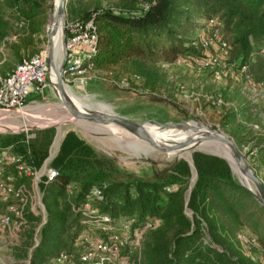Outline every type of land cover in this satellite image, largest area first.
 Wrapping results in <instances>:
<instances>
[{
	"label": "trees",
	"instance_id": "1",
	"mask_svg": "<svg viewBox=\"0 0 264 264\" xmlns=\"http://www.w3.org/2000/svg\"><path fill=\"white\" fill-rule=\"evenodd\" d=\"M0 4L10 9L9 18L16 27L5 45L17 63L35 53L33 35L42 31L47 6L41 0H0ZM113 6L102 9L98 3L83 0H68L66 5L69 22L92 19L96 29V50L90 58L93 69L117 67L140 74L142 85L155 82L157 71L147 65L203 57L197 37H187V33L205 29L206 21L213 19L209 33L217 30L219 38L226 41L228 58L236 60L230 64L233 71L247 65L252 78L261 82L252 71L255 62L264 60V0H155L148 6L139 0H116ZM8 30L0 15V42ZM238 87L239 83L237 91L230 94L240 96V116L246 121L257 118L256 103L242 97ZM220 95L227 101L224 91ZM210 106L225 107L219 125L236 145L252 143L254 137L245 139L244 134L254 130L236 121L231 106ZM52 135V128L41 129L27 139L24 133L6 135L0 138V146L10 145L22 156L18 162L38 168ZM257 135L259 141L251 144L248 153L262 158L264 134ZM257 159H252L255 166L260 163ZM191 161L192 167L182 158L176 160L159 178L123 180L111 177L106 160L67 130L50 161L56 171L54 178L39 183L45 221L38 227L28 264H57L59 253L77 251L75 243L84 226L70 203H81L95 186L101 188L102 199L93 206L100 211L118 220L134 218L136 225L150 222L142 237V264H264V205L234 179L225 160L194 151ZM14 164L5 165L4 174L11 171L15 176ZM16 181L27 183L28 178L21 176ZM69 183L75 190L70 198L65 193ZM9 203L10 199L0 200V213ZM244 229L253 239L248 243L260 251L254 260L239 247L238 234Z\"/></svg>",
	"mask_w": 264,
	"mask_h": 264
},
{
	"label": "rangeland",
	"instance_id": "2",
	"mask_svg": "<svg viewBox=\"0 0 264 264\" xmlns=\"http://www.w3.org/2000/svg\"><path fill=\"white\" fill-rule=\"evenodd\" d=\"M83 1H90V4L98 3L99 8L108 9L114 7L116 0ZM41 2L47 6V9L44 15L42 31L33 35V51L37 52L46 48L48 35L51 34L54 63L59 67L62 55V31L65 33L68 22L66 7L68 0H65L64 3V17L61 15L63 18L62 22L61 20L56 21L55 18L54 25L50 23L51 17L58 10L57 3L59 0H41ZM10 13L8 7L0 4V15L3 20L7 21L9 26L7 35L0 42V74L10 72L16 64L5 45L6 42L12 40V33L16 31L13 20L9 18L11 17ZM199 34H201L200 30L194 29L187 33V37H197ZM206 51L210 56L217 54L211 47H208ZM232 61L235 62L236 60L233 59ZM232 61H230L226 53L225 56H220V60L213 66L202 67L199 62L188 57L179 58L174 63H152L147 66L157 71L156 80L155 82L150 81L147 85L141 84L140 74H134L131 71L122 72L117 67L102 70L91 69L80 76H64L61 79L68 85V87H65L70 100L73 104L76 102L74 105L81 110L90 111L91 113L114 114L127 122H136L138 125H147L153 129L160 128L159 125L187 122L188 128H190L187 131L191 135L200 129L203 131L213 129L223 133L232 141L240 154L243 155L244 162L248 167L264 183V155L262 154L263 157L259 158L260 154L252 157L248 153V150L253 147H251V144L259 141L257 132L250 131L251 133L244 134L245 139L254 137L252 138V143L244 142L241 146L236 145L235 140L224 129L225 127L222 128L219 125V117L222 112L225 113V107L214 108L210 106L211 104H206L202 100L204 95H210L211 98H215L220 91L225 92L227 101L231 99L239 100L238 95L237 97H231L230 94L236 90L239 83L237 78L240 79L238 76L235 77L234 67L230 65ZM217 67L219 69L223 67V72L215 74L214 71ZM253 70L252 75L256 79H262L261 81L264 82V60L255 62ZM49 84L42 95L33 99L34 102L26 103L31 105L24 109V112L27 113L26 118L19 115V111H17V114H0V138L6 135L24 133L27 139L32 138L41 129L52 128L53 135L47 147V154L43 159L50 166V161L58 149L54 150L53 145L59 129H61L62 133L59 141H61L67 130H72L92 148L98 157L106 160L111 177L123 180L130 177L146 180L159 178L173 162L185 157L177 154L181 149L176 147L174 142L162 145L153 144L164 139L151 138L152 142H148L130 134L120 126H115L113 130L107 123L91 122L79 118L66 106L63 99L66 102L71 101L66 94H63L62 88L58 83L56 88L51 86V82ZM256 105V113L264 112L263 101L256 102ZM256 117L255 119L248 117L247 121H259L260 117ZM46 119L55 121L60 119V126L58 127L56 122L42 125L34 124ZM146 131L148 132V130ZM148 134L150 137L152 136L149 132ZM210 136L212 137L211 133H209ZM149 145L156 150L152 155L145 154L139 148V146ZM182 146L189 147L190 145L182 144ZM0 149H7L8 152L15 153L10 145L5 148L0 146ZM170 151L175 155L169 158L167 154ZM13 155L19 157V159L22 158L20 154L15 153ZM254 157H257L259 159L258 162H260L256 166L252 160ZM233 169L234 179L241 183L235 171V164ZM8 172L9 175L12 174L11 171ZM32 200H35V196L32 197ZM11 202L17 204L14 200H11ZM187 213L189 214V212ZM25 218V225L20 227L18 231L14 233L0 232V264H28L31 249L37 242L38 227L36 225L38 222L36 218H31L27 214H25ZM83 229L85 230L86 227H83ZM240 235V250L244 254L252 256L253 260L256 259L260 251L245 240L246 237H249L248 231L244 229Z\"/></svg>",
	"mask_w": 264,
	"mask_h": 264
},
{
	"label": "built area",
	"instance_id": "3",
	"mask_svg": "<svg viewBox=\"0 0 264 264\" xmlns=\"http://www.w3.org/2000/svg\"><path fill=\"white\" fill-rule=\"evenodd\" d=\"M213 19H208L205 29L200 30L197 42L202 47L203 57L192 59L200 63L202 67L216 65L220 56H225L228 45L218 36L217 30L209 33V26ZM191 44L194 41L190 42ZM211 47L217 52L214 56L206 51ZM96 50V29L92 19L68 21L63 41L64 65L60 72L64 76H80L93 69L90 58ZM264 51V50H262ZM178 61V59L176 60ZM46 48L40 49L34 54L22 57L5 74L0 75V114H17V111L30 107L26 103L34 102V98L42 95L46 88L49 71L46 69ZM223 72L222 68H216L215 74ZM239 77V94L250 102H264V82L255 81L247 65H242L235 73ZM127 82V81H126ZM30 97V98H28ZM204 102L216 106H231L236 121L250 127L252 130L264 134V112L259 114V121L244 120L237 109V104L232 101H224L220 93L211 100L210 95H204ZM19 157L12 155L7 149H0V200H14L17 204L9 203L5 212L0 213V232L14 233L26 223L25 214L29 213L39 218L36 227H40L45 221V211L41 202L39 190L40 182H47L54 178L56 171L45 161L34 168L31 165L20 163ZM14 164L15 176L4 174V166ZM21 176L28 178V182L14 183ZM75 192L74 185L65 186L68 198ZM35 196V200L32 197ZM102 199L101 188H90L83 200L78 205L72 201L70 208L80 215V224L86 227L82 229L75 243L76 252H61L56 257L57 264H142V237L145 229L150 227V222L136 225L134 218L118 220L107 211L99 210L93 204ZM157 221H154L156 224ZM241 235L238 234L240 239ZM247 242H253L246 237Z\"/></svg>",
	"mask_w": 264,
	"mask_h": 264
},
{
	"label": "bare ground",
	"instance_id": "4",
	"mask_svg": "<svg viewBox=\"0 0 264 264\" xmlns=\"http://www.w3.org/2000/svg\"><path fill=\"white\" fill-rule=\"evenodd\" d=\"M63 1L64 0H62V2ZM59 2H60V0H59ZM59 2L57 3V9L59 8ZM61 8L62 9H60V10L58 9L57 12L52 14L51 22H50L51 24L54 25L55 18H56V21L57 20H61V22H62L63 18H62L61 15H63V17H64V12H63L64 6H62ZM57 72H58V66L54 63L53 45H52V64H51V67H50V70H49V74H48V80H47V84H46V89H47V86L50 85L49 84L50 82H51V86L55 87V88L57 87L56 84L58 83V85L62 88L63 94H66V96L70 100V97L67 94L65 85L59 83V81L56 78V75L58 74ZM63 100L66 103V106H68L69 110L73 114H75L79 118L94 122L90 118H87L86 116L84 117V116L81 115V112H87V111H84V110H81L80 108H77L74 105V104H76V102H74V104H73V102L71 100H70L71 102H69V101L66 102L65 99H63ZM78 105H79V103H78ZM24 109H27V107L24 108ZM24 109H20L18 114L22 115L23 117L26 118L27 113L24 112ZM88 112L91 113L90 111H88ZM91 114H94V115H97V116L101 117L103 122L109 124L110 125L109 127L111 129H113V130L115 129V126L119 127L117 125H123L125 123H129V122L123 120L122 118H119V117L115 116L114 114H104V113H99V112H94V113H91ZM59 120L60 119H57L56 121L55 120H50V119L47 120L46 119V120H41L39 122H36L34 124L35 125H42V124H46V123H50L51 124V123H55L56 122V125H58V127H59L60 126L59 125V123H60ZM159 126H160V128H158V129H153V128L147 126V125H145V126L138 125L137 127L133 128V129H127V128H123L121 126L120 127L123 128L124 130H126L127 132H129L130 134H132V135H134V136H136V137H138L140 139L147 140L148 142H152L151 138L164 139V140L156 142V143L154 142L153 144H161L162 145V144H166V143H169V142H174L175 144H179V145H182V144L190 145L189 147L186 146L185 148H183L179 152H177V154L183 155L186 158L189 157L190 152H191V150L193 148L206 150V151H217V152H220L224 156H226V158L228 159L233 172H234L233 167H234V164H235V168H236L235 171H236V173L238 175L237 177H238L239 181L245 186H248V187L250 186L249 182L246 180V178L239 172L238 165L234 162V160L229 155L234 150L232 148V143L222 133L218 132L219 136L217 137L213 133H211L209 130L208 131H203L202 129H200V130H198L196 132H193L192 135H191L187 131V130L190 129V128H188L187 122L172 123V124L159 125ZM60 130L61 129H59V132H58V134H57V136L55 138V142H54V145H53L54 146L53 147L54 150L56 148H58L57 145L60 142L59 140H60L61 135H62ZM146 130H148V132L152 135L151 137L149 136V134H148V132ZM209 133L212 134V137L211 136L209 137ZM166 138H168V139H166ZM174 138H176V139L174 140ZM170 147H171V145H170ZM139 148L141 149L142 152H144L145 154H149V155H152L156 151V150H154V147H152L151 145H149V146H139ZM156 149H158V148H156ZM174 150H175V148H174ZM173 155H175V154H173L172 151H170L167 154V156L169 158L173 157Z\"/></svg>",
	"mask_w": 264,
	"mask_h": 264
},
{
	"label": "water",
	"instance_id": "5",
	"mask_svg": "<svg viewBox=\"0 0 264 264\" xmlns=\"http://www.w3.org/2000/svg\"><path fill=\"white\" fill-rule=\"evenodd\" d=\"M142 4L148 6L150 4H152L155 0H139ZM65 0L62 2V0H60L59 2V10L62 9L61 7L64 6ZM63 41H64V32L62 31V40H61V49H62V55H61V61L58 67V74L56 75L57 80L59 81V83L64 84L66 87H68V85L66 83L63 82V80L61 79V75L60 72L62 70V67L64 65V59H63ZM52 64V40H51V36L48 35V45L46 47V69L47 71L50 70ZM82 116H86L87 118H90L91 120H93L94 122H103L102 118L87 112H81ZM117 126H121L123 128H127V129H133L135 127L138 126V124L136 122H129V123H125L123 125H117ZM208 129V128H207ZM211 133H213L215 136H219L217 130H213V129H208ZM221 133V132H219ZM223 134V133H222ZM224 135V134H223ZM226 136V135H224ZM227 137V136H226ZM227 139L232 143V141L227 137ZM176 147L183 149L185 148L182 145L179 144H175ZM232 148L234 149L229 155L230 157L234 160V162L238 165V169L239 172L246 178V180L249 182V187L243 185L242 183H239L241 186H243L245 189H247L248 191H250L258 200V202L262 205H264V183H262L260 181V179L257 177V175L248 167V165L244 162V158L243 155L240 154V152L236 149L235 145L232 143ZM197 151V152H201L204 154H209V155H213V156H217L223 160L226 161V163L228 164L231 173L232 168L230 166V163L228 161V159L226 158V156H224L222 153L217 152V151H206V150H201V149H195L193 148L190 152L189 157L185 158L182 157L184 160H186L189 165L192 167V161H191V153ZM195 178V172L192 173V177H191V181L193 182Z\"/></svg>",
	"mask_w": 264,
	"mask_h": 264
},
{
	"label": "crops",
	"instance_id": "6",
	"mask_svg": "<svg viewBox=\"0 0 264 264\" xmlns=\"http://www.w3.org/2000/svg\"><path fill=\"white\" fill-rule=\"evenodd\" d=\"M235 78V77H234ZM237 91V90H236ZM238 94V93H237ZM239 96V95H238ZM237 97V96H236ZM240 97V96H239ZM232 102L236 103L238 105V101L236 100H231Z\"/></svg>",
	"mask_w": 264,
	"mask_h": 264
}]
</instances>
